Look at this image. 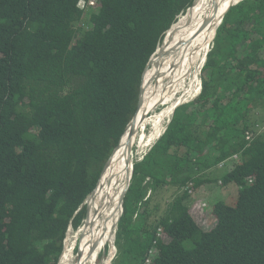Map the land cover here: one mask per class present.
Returning a JSON list of instances; mask_svg holds the SVG:
<instances>
[{
    "label": "trees",
    "instance_id": "trees-1",
    "mask_svg": "<svg viewBox=\"0 0 264 264\" xmlns=\"http://www.w3.org/2000/svg\"><path fill=\"white\" fill-rule=\"evenodd\" d=\"M194 2L0 0V264H59L147 64ZM216 30L200 94L134 163L113 264H264V133L246 139L264 111V0L242 1ZM234 156L213 181L235 184L237 202L216 203L204 229L186 204L211 181L196 174ZM162 191L174 200L159 213Z\"/></svg>",
    "mask_w": 264,
    "mask_h": 264
},
{
    "label": "bare ground",
    "instance_id": "bare-ground-1",
    "mask_svg": "<svg viewBox=\"0 0 264 264\" xmlns=\"http://www.w3.org/2000/svg\"><path fill=\"white\" fill-rule=\"evenodd\" d=\"M241 1L195 0L187 16H183L177 25L166 32L164 44L158 48L143 77L142 104L136 118L137 131L132 138V153L129 152L128 130L88 198L86 217L75 231L71 245L66 246L60 264H99L101 251L107 246H110V260L113 258L114 232L121 211L118 205L126 188L128 172L136 156L142 157L146 149L162 136L166 129L164 123L169 122L175 106L181 105L185 94L190 95V91H194L195 96L199 95L201 80L198 72L202 70L206 55L211 50L217 26L227 10ZM187 87L190 89L187 90ZM182 91H186L184 96L178 98ZM129 159L130 166L127 165ZM84 233V244L81 242L77 246V240Z\"/></svg>",
    "mask_w": 264,
    "mask_h": 264
},
{
    "label": "rangeland",
    "instance_id": "rangeland-1",
    "mask_svg": "<svg viewBox=\"0 0 264 264\" xmlns=\"http://www.w3.org/2000/svg\"><path fill=\"white\" fill-rule=\"evenodd\" d=\"M84 7H85V4L81 3V8H84ZM190 9H188L185 13L182 14V16H180L179 21L181 20V18L183 16H185V17L187 16V14L189 13ZM213 43H214V41H213ZM213 43H212L211 49L213 47ZM163 44H164V41L161 43V45L159 47H161ZM201 71L198 72L200 80H201ZM201 82H202V80H201ZM188 89H190V88L187 87V90ZM185 92L186 91L180 92L178 94V98H181L182 96H184ZM196 97L197 96H195L194 91H190V95H189V93L185 94V96L180 101V103L182 105L184 103L191 102V101L195 100ZM171 118H172V116H171ZM171 118L169 119V121L171 120ZM252 119H253L252 122H254V127H258L259 130L260 129L262 130L261 133H264V111L260 110V109L257 110V111H254L253 114H252ZM168 124H169V122H167V123L165 122L164 126L167 128ZM154 144H155V142L153 143V145ZM152 146L150 148L146 149V151H145V153H144V155L142 157L136 156L134 163L137 162V161L143 160V158L148 153V151L152 148ZM136 150L137 149L135 148V151ZM239 161H240V158L234 157V158L228 160L227 162H225L224 167H220V165H219L217 168L209 170V171H206V172H204V171L197 172L196 175L198 177L204 178V179H207V180H211V181L207 182L205 185H203L202 187L197 189V191L192 196L190 201L189 200L186 201V204H188V206H189L191 212L193 213L196 221L198 222V224L202 228H204V229H209L210 228V226H208L209 223H207V214L206 213H208V212L211 213L212 207L216 203L223 202V203H226V204L231 205V206L236 204V202H237V194H238V187L235 184H228L226 186H222L220 181L216 182V181H213V180H217V179L221 178L224 174H226L229 171H231L234 168V166L239 163ZM173 195H174L173 191H165V192L162 191V192H160L159 194H157L154 197L153 202H152V206H158L159 207V213H163L165 211V209L167 208V206L174 200ZM84 205H85V207L87 206V201L85 202ZM75 231L76 230L73 229V228H70V230L68 231L67 238H66L65 243H64V247H65L64 252L66 250V246L68 247V246L71 245V243L73 241L72 240L73 236L75 235ZM116 232H117V229L114 232L113 245H114V248H115V253H114L113 258L110 260V246H107L105 250L101 251L102 253H101L100 257H99V264H104V263L105 264H113L114 260L116 259L117 253H118V249H117V247L115 245ZM160 237L163 238L164 241L167 240V238L164 237L162 234L160 235ZM78 240H77V242H78ZM77 242H76V244H77ZM185 244H186V246L188 248L193 247V244L191 242H189V241H187ZM75 251H77V248L75 249ZM154 253H155V250L153 249L152 250V254H154ZM59 264H60V262H59Z\"/></svg>",
    "mask_w": 264,
    "mask_h": 264
},
{
    "label": "water",
    "instance_id": "water-1",
    "mask_svg": "<svg viewBox=\"0 0 264 264\" xmlns=\"http://www.w3.org/2000/svg\"><path fill=\"white\" fill-rule=\"evenodd\" d=\"M242 1H244V0H242ZM241 1V2H242ZM241 2H238V3H236V4H234L233 6H232V8L233 7H235L236 5H238L239 3H241ZM194 4H195V2H194ZM193 4V5H194ZM192 5V6H193ZM191 8V7H190ZM189 8V9H190ZM232 8H230L229 10H227V12L224 14V17L227 15V13L232 9ZM216 11H217V8H216ZM224 17H223V19H224ZM223 19H222V21H223ZM222 21L220 22V25L222 24ZM217 33V32H216ZM158 51V50H157ZM157 51H156V53H157ZM155 55V54H154ZM153 55V56H154ZM208 55V54H207ZM207 55H206V59H207ZM153 58V57H152ZM152 58L150 59V61H149V63L147 64V67H146V69H145V71H144V73H143V77H144V74H145V72L148 70V68H149V66H150V64H151V60H152ZM206 61V60H205ZM204 64H205V62H204ZM204 64H203V67H204ZM143 77H142V82H143ZM161 78V76L159 77V79ZM201 84H202V82H201ZM141 88H142V86H141ZM141 104H142V93H141V91H140V98H139V103H138V107H137V111H136V113H135V115H134V117H133V119H132V121L129 123V125H128V127H127V129H126V132L129 130V140H128V145H129V152H130V154L132 153V148H133V145H132V138H133V136L135 135V133H136V131H137V120H136V118H137V116H138V113H139V111H140V108H141ZM179 105H177V106H175V109L178 107ZM174 113V112H173ZM148 115V113L146 114V116ZM146 116H144V119H146ZM169 123H170V121H169ZM166 130V129H165ZM126 132H125V134H126ZM165 132V131H164ZM124 134V135H125ZM124 135H123V137H124ZM123 137H122V139H123ZM122 139H121V141H122ZM121 141H120V143H119V145L115 148V150L113 151V153H112V155H111V157L109 158V160L107 161V163H106V165H105V167H104V170H103V172H102V175H103V173L105 172V170H106V168L108 167V165L110 164V162H111V159H112V157L114 156V154L117 152V150L119 149V147H120V145H121ZM127 165L128 166H130L131 165V160L129 159L128 160V163H127ZM133 169H134V164L132 165V167H131V171L129 170V172H128V177H127V182H126V188L123 190V193L121 194L122 196H121V198H120V202H119V205H118V208L120 207L121 208V211H120V217H119V221H120V219H121V217H122V214H123V202H124V199H125V196H126V194H127V192H128V190H129V188H130V184H131V181H132V177H133ZM101 175V176H102ZM114 202V201H113ZM119 223V222H118ZM118 226V225H117ZM80 258H81V256H80Z\"/></svg>",
    "mask_w": 264,
    "mask_h": 264
},
{
    "label": "built area",
    "instance_id": "built-area-1",
    "mask_svg": "<svg viewBox=\"0 0 264 264\" xmlns=\"http://www.w3.org/2000/svg\"><path fill=\"white\" fill-rule=\"evenodd\" d=\"M89 4L92 6V5H95V2L90 1ZM261 131H262L261 129L259 130V128L256 127V128H255V133H253L252 131L248 132V133H247V136H246V139H247L248 141L253 140V138H254L255 135H260V134H261ZM235 157H238V156H235ZM224 165H225V162H224V163H221V164H220V167H224Z\"/></svg>",
    "mask_w": 264,
    "mask_h": 264
},
{
    "label": "crops",
    "instance_id": "crops-1",
    "mask_svg": "<svg viewBox=\"0 0 264 264\" xmlns=\"http://www.w3.org/2000/svg\"><path fill=\"white\" fill-rule=\"evenodd\" d=\"M206 214H207V223H209L208 226H210V228H212V226L214 225L213 218L208 213H206Z\"/></svg>",
    "mask_w": 264,
    "mask_h": 264
},
{
    "label": "clouds",
    "instance_id": "clouds-1",
    "mask_svg": "<svg viewBox=\"0 0 264 264\" xmlns=\"http://www.w3.org/2000/svg\"><path fill=\"white\" fill-rule=\"evenodd\" d=\"M157 50H158V49H157ZM201 88H202V84H201ZM234 157H235V156H234ZM234 157H233V158H234ZM70 228H72V227H70ZM69 230H70V229H69Z\"/></svg>",
    "mask_w": 264,
    "mask_h": 264
}]
</instances>
